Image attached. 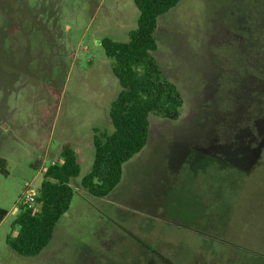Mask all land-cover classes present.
Returning a JSON list of instances; mask_svg holds the SVG:
<instances>
[{
	"label": "rangeland",
	"instance_id": "374dc122",
	"mask_svg": "<svg viewBox=\"0 0 264 264\" xmlns=\"http://www.w3.org/2000/svg\"><path fill=\"white\" fill-rule=\"evenodd\" d=\"M139 15L134 0H0V264H264V0H181L161 16L153 55L180 118L151 115L120 184L83 194L41 254L7 245L20 194L64 148L82 197L121 90L100 42H127Z\"/></svg>",
	"mask_w": 264,
	"mask_h": 264
},
{
	"label": "trees",
	"instance_id": "16d2710c",
	"mask_svg": "<svg viewBox=\"0 0 264 264\" xmlns=\"http://www.w3.org/2000/svg\"><path fill=\"white\" fill-rule=\"evenodd\" d=\"M179 2L134 0L140 15L129 40L121 43L104 38L100 42L106 56L113 60L112 71L121 90L110 108L113 133L95 129V159L92 170L81 181L91 196L106 198L120 184L124 165L147 145L151 115L170 121L180 118L183 97L177 86L165 77L153 55L157 50L154 34L159 18ZM258 83L264 87V81ZM261 91L263 97L264 88ZM6 166V160L0 158L3 176L8 175ZM80 173L77 154L71 147L64 148L60 159L44 169L36 207L21 206L11 224L6 243L13 252L36 257L47 248L58 222L69 211L75 196L71 181ZM7 215L0 208V225Z\"/></svg>",
	"mask_w": 264,
	"mask_h": 264
},
{
	"label": "crops",
	"instance_id": "0c3cea01",
	"mask_svg": "<svg viewBox=\"0 0 264 264\" xmlns=\"http://www.w3.org/2000/svg\"><path fill=\"white\" fill-rule=\"evenodd\" d=\"M75 151V150H74ZM62 153V152H61ZM44 167L42 166V168H41V171H42V175L44 174ZM1 175V174H0ZM1 176H3V175H1ZM71 185L73 186V188L76 190L77 188H76V186L75 185H73L72 184V181H71ZM41 186V185H40ZM86 193H88L85 189L84 190H81V195H82V197H78V196H74V198H73V200H72V203H71V206H70V208H69V211L64 215V216H66L67 218H69L70 216H71V212H73L72 210H73V208H76V207H81V204L82 203H85V204H87V202H89V201H87L88 199H86L84 196H83V194H86ZM22 194L23 193H21L20 194V196H22ZM108 197H106V198H102V199H107ZM4 200V199H3ZM0 208H2V209H5V208H3V206H1V204H0ZM15 209L16 208H14L13 210H12V214H16L15 213ZM10 216V212H8V215L6 216V218L3 220V222L1 223V225H0V228L2 227V225L4 224V222L6 221V219L8 218ZM63 216V217H64ZM62 217V218H63ZM61 218V219H62ZM61 219H60V221H61ZM59 221V222H60ZM58 222V223H59ZM58 225V224H57ZM57 227V226H56ZM56 229V228H55ZM13 235L14 236H16L17 235V232L15 231L14 233H13Z\"/></svg>",
	"mask_w": 264,
	"mask_h": 264
},
{
	"label": "built area",
	"instance_id": "2783aa9c",
	"mask_svg": "<svg viewBox=\"0 0 264 264\" xmlns=\"http://www.w3.org/2000/svg\"><path fill=\"white\" fill-rule=\"evenodd\" d=\"M30 184L26 185L25 193L21 197L22 206H26L28 208L36 207V199H37V191L30 188ZM19 208L15 209V213L18 212Z\"/></svg>",
	"mask_w": 264,
	"mask_h": 264
}]
</instances>
